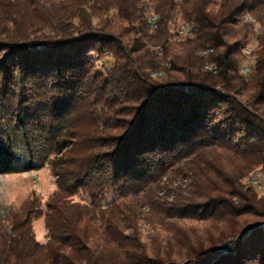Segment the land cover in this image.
<instances>
[{"label":"trees","instance_id":"obj_1","mask_svg":"<svg viewBox=\"0 0 264 264\" xmlns=\"http://www.w3.org/2000/svg\"><path fill=\"white\" fill-rule=\"evenodd\" d=\"M0 54V169L57 182L46 241L12 215L0 264H264V0H0Z\"/></svg>","mask_w":264,"mask_h":264},{"label":"rangeland","instance_id":"obj_2","mask_svg":"<svg viewBox=\"0 0 264 264\" xmlns=\"http://www.w3.org/2000/svg\"><path fill=\"white\" fill-rule=\"evenodd\" d=\"M245 20L251 23L255 22V19L253 20L245 19ZM179 23L180 22H178V24ZM151 25L155 26L152 23V21H151ZM255 27H256L255 32L261 31L257 23H255ZM257 43L258 42L256 38L251 37L243 46L244 65L250 64L251 60L253 59L254 57L253 53H255L254 50L257 48ZM246 46H249L251 48V52H253L252 53L253 55H251V57L249 52L245 50ZM158 50L159 53H162L160 46L158 47ZM93 57L98 71L105 73L107 70H109V67H111L113 62V58L111 56H107L106 54L103 55L93 54ZM168 59L164 61V65L170 67L169 66L170 63H167ZM206 66L207 65H205V68L209 69L211 65H209V68H207ZM151 71L154 73L155 72L158 73V74L153 73V75H159L161 73L160 70H151ZM251 73L252 71L245 75L249 77ZM5 92L6 91L4 89L2 93ZM236 96L238 99L242 100L245 103L246 98L244 95L236 93ZM89 106L90 105L86 101L83 104V107L81 106L82 109L75 112L74 115L72 116V120L75 122L76 126L79 127V129L86 130L90 128V123L92 121L91 118L94 116V114H92L91 112L93 110L92 109L93 106L91 107ZM7 112H11L10 108L9 109L7 108L5 110L0 108V129L2 124L6 122V120L2 121L1 115L2 113H7ZM8 119L9 117L7 116V121ZM16 164L21 165V167H24L25 160L21 159L20 161H17ZM247 179L248 176L245 180L246 183H247ZM170 183L172 184V181H170ZM56 188H57L56 177L52 172L51 165L49 162L45 163L41 167L37 166L32 168H24V170H20V171H4V169H0V231L10 234L12 229L10 217L12 215L13 216L18 215L17 219L19 222L31 220L30 224L32 225L33 230L35 231L37 239L40 242L46 241L47 229L45 227L44 216L43 215L36 216L35 211H39L41 208L43 209L45 208L46 200L56 190ZM74 197L75 199H80L81 194L79 193ZM37 205L40 207L37 208ZM147 210H148L147 208H144V212H146ZM258 221L264 225V221L261 218H259ZM142 223L144 229L143 234L147 235L149 232V224L144 221ZM226 251L227 249L223 250V252Z\"/></svg>","mask_w":264,"mask_h":264},{"label":"built area","instance_id":"obj_3","mask_svg":"<svg viewBox=\"0 0 264 264\" xmlns=\"http://www.w3.org/2000/svg\"><path fill=\"white\" fill-rule=\"evenodd\" d=\"M152 23H153V14H152ZM154 24V23H153ZM172 32L178 37V34H183L184 32H193L192 27H185V23H179L176 25ZM245 70H249L250 72V65L244 67ZM154 72H152L153 74ZM151 74V75H152ZM251 189L258 191L259 193L264 194V171L257 175L249 177L248 183H246Z\"/></svg>","mask_w":264,"mask_h":264},{"label":"bare ground","instance_id":"obj_4","mask_svg":"<svg viewBox=\"0 0 264 264\" xmlns=\"http://www.w3.org/2000/svg\"><path fill=\"white\" fill-rule=\"evenodd\" d=\"M244 18H245V19H252V20L254 19V17H252V16H251L250 14H248V13H245V14H244ZM150 19H151L150 21H152V15H151ZM157 20H158L157 15L153 14V23H154V25L157 23ZM185 27H191V26H190V25H185ZM191 34H192V32H184L183 34H180V35H182V36H186V35H191ZM209 50H210V48H209L208 50H205L204 52L207 53ZM245 50H246L247 52H249L250 57H251V55L254 54V57H253V59L251 60L250 64L243 65V67H242V71L244 72V74H248V73H249V70H245L244 67L250 65V69H251V65H252L253 61L255 60V58H256V54L253 53V52H251V48H250L249 46H246V49H245ZM252 53H253V54H252ZM249 54H248V55H249ZM167 63H169V61H168ZM207 67L209 68V66H207ZM210 68H213V69L216 70V65H211ZM154 74H158V73L155 72ZM263 171H264L263 169H256V170H254V171L248 176V179H249V177L257 176V175L261 174ZM248 179H247V183H248Z\"/></svg>","mask_w":264,"mask_h":264}]
</instances>
